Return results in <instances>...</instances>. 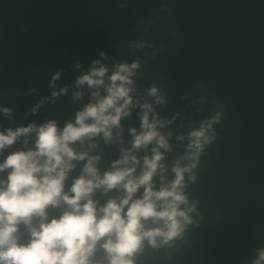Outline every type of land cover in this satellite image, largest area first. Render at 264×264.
<instances>
[{"label":"water","instance_id":"obj_1","mask_svg":"<svg viewBox=\"0 0 264 264\" xmlns=\"http://www.w3.org/2000/svg\"><path fill=\"white\" fill-rule=\"evenodd\" d=\"M96 60L101 63L94 65ZM132 63L138 67L129 85L131 114L112 126L110 140L100 133L71 145L87 157L72 161L64 192L72 195L91 157L98 158L95 167L103 177L128 151L138 163L119 167L134 166V175H141L144 158L158 147L156 141L133 146L144 131L145 103L152 105L149 119L160 121L157 130L169 144L159 149L156 189L174 179L176 163H189L188 133L222 111L218 138L193 170L196 181L186 173L185 192L190 202L198 201L193 224L169 245L153 247L145 240L133 259L135 264H254L258 249H264V0H0V132L38 129L49 121L62 131L79 111L98 102L93 91L106 95L103 86L78 85L79 77L104 66L110 83L117 64ZM153 86L161 103L150 95ZM36 139L35 130L19 136L0 150V163L14 152L34 150ZM10 171L0 172V180ZM143 192L141 187L133 199ZM125 195L122 186L100 187L91 199L100 209ZM69 210L62 201L49 206L48 220ZM40 222L36 218L33 225ZM18 235L21 243L30 240L24 224ZM103 242L93 264H109Z\"/></svg>","mask_w":264,"mask_h":264},{"label":"clouds","instance_id":"obj_2","mask_svg":"<svg viewBox=\"0 0 264 264\" xmlns=\"http://www.w3.org/2000/svg\"><path fill=\"white\" fill-rule=\"evenodd\" d=\"M115 67L107 77L110 83L105 82L108 68L104 66H93L89 73L78 78V85L87 84L92 89L103 86L106 95L93 91L92 96L98 102L89 103L79 111L75 122L68 123L62 131L55 121H49L38 129L28 126L15 131L8 129L6 134L0 132V150L14 144L21 135L34 130L37 133L34 150L14 152L0 163V172L11 169L7 180H0V264H93L92 257L101 241H104L102 247L109 264H135L133 258L141 251L145 240L153 247L160 242L169 245L182 239L193 224L191 214L197 212L198 201L190 202L185 192L186 173L188 180L194 183L193 170L198 167L207 147L218 138L215 126L222 120V111L205 118L198 128L188 133L184 159L189 163H176L172 168L174 179L156 189L153 177L162 167L160 161L163 159L159 149H168L169 144L157 130L160 121L149 119L152 105L145 103L144 131L135 136L133 146L140 148L156 141L158 147L153 149L151 157L144 158L141 175H134V166L119 167L138 163L137 157L128 151L114 163L116 170L105 172L103 177L95 167L98 158L91 157L84 174L72 185V195L64 192L65 179L74 167L72 161L87 157V153H77L71 145L100 133L110 140L112 126H119L121 118L131 114L129 107L133 99L129 85L138 64H117ZM150 95L156 97V103L162 102L155 86L150 89ZM119 186L126 195L119 202L109 200L106 206L98 209L91 199L95 189L104 187L107 191ZM141 187L144 188L143 196L133 199ZM61 201L70 210L49 221L47 209L59 206ZM36 218L41 221L38 227L33 225ZM148 221L155 226L148 227ZM20 224L29 229L27 243L20 242ZM258 252L254 264H264V249Z\"/></svg>","mask_w":264,"mask_h":264}]
</instances>
